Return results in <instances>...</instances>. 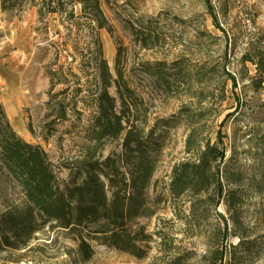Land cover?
I'll return each instance as SVG.
<instances>
[{
    "label": "rangeland",
    "instance_id": "obj_1",
    "mask_svg": "<svg viewBox=\"0 0 264 264\" xmlns=\"http://www.w3.org/2000/svg\"><path fill=\"white\" fill-rule=\"evenodd\" d=\"M60 1L7 0L14 6L4 18L29 22L40 72L37 103L10 123L42 147L60 181L78 180L83 159L110 158L103 181L111 213L119 211L71 232L33 221L20 188L2 180L0 264H165L189 248L197 260L224 223L226 246L254 240L243 262L264 264V76L256 70H264V0H94L99 21L91 25L80 4ZM92 32L107 75L85 63ZM102 91L107 128L97 118ZM191 128L201 146L216 143L224 154L197 191L174 196V167L195 162L185 151ZM132 133L152 167L137 193Z\"/></svg>",
    "mask_w": 264,
    "mask_h": 264
},
{
    "label": "trees",
    "instance_id": "obj_2",
    "mask_svg": "<svg viewBox=\"0 0 264 264\" xmlns=\"http://www.w3.org/2000/svg\"><path fill=\"white\" fill-rule=\"evenodd\" d=\"M54 1H57V5H61L60 0ZM67 3L80 4L82 17L89 25L99 21L94 0H69ZM12 6L14 4H8L7 0H0L2 11L10 9ZM54 10L55 8H51L47 11L53 13ZM96 35L93 36V32L91 33L90 42L87 44V49L91 53L85 63L107 75V65L102 57L101 46ZM256 70L261 76H264V70H261L259 64H256ZM54 74L52 71L51 75ZM102 79L104 78L101 76V82L104 83L103 88L105 89L106 82ZM49 93L51 97L56 95L51 90ZM97 97L99 108L97 118L103 119V127L107 128L110 125V120L107 121V119L111 113L104 108V99L107 94L102 91ZM49 103L50 98L47 101V104ZM62 113L64 114V109ZM195 134V129L191 128L185 142V151L195 154V162H181L174 167L170 189L174 196H179L190 188L197 191V185L204 177L205 172L209 177L218 173L214 171L213 167L216 161L223 158V150L216 143L210 144L209 141H206L202 147L201 140H197ZM127 147L133 189L137 193V179L139 178L142 185H145L151 175L152 167L151 164L147 165L148 158L141 152V142L135 133H132L128 138ZM109 161L110 158L93 161L83 159L78 167V173H80L78 180L72 179L71 176L67 181H60L47 153L41 146L26 142L15 132L0 104V182L12 180L20 188L26 208L33 221L55 222L59 227L66 228L71 232H79L106 217H111L112 214H116L119 211V205H116V210L111 213L114 199L108 201L103 181L107 176L106 168L109 166ZM217 183L219 191L222 193L221 183L219 181ZM229 235L231 234L228 233V228L224 223L211 234V237L218 236L219 242L199 256L197 260H194V250L189 248L182 255L169 256L165 264H185L186 262L188 264H222L225 257L228 264H244V255L250 251V245L254 240L240 236L235 244L227 245L228 249L225 240ZM240 247L242 253L236 255L235 250ZM161 251L171 255V248H164ZM137 257H142V250L137 252ZM182 260L185 263H181Z\"/></svg>",
    "mask_w": 264,
    "mask_h": 264
},
{
    "label": "crops",
    "instance_id": "obj_3",
    "mask_svg": "<svg viewBox=\"0 0 264 264\" xmlns=\"http://www.w3.org/2000/svg\"><path fill=\"white\" fill-rule=\"evenodd\" d=\"M33 56L28 20H6L0 9V104L9 121L18 118L23 107L37 103L40 72Z\"/></svg>",
    "mask_w": 264,
    "mask_h": 264
}]
</instances>
